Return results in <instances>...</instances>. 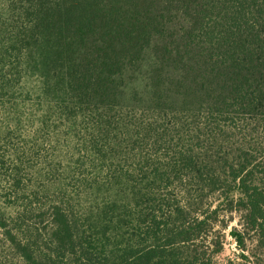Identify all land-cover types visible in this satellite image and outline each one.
I'll return each instance as SVG.
<instances>
[{
    "label": "trees",
    "instance_id": "1",
    "mask_svg": "<svg viewBox=\"0 0 264 264\" xmlns=\"http://www.w3.org/2000/svg\"><path fill=\"white\" fill-rule=\"evenodd\" d=\"M32 64L93 152L137 162L108 203L34 191L0 211L20 264H244L217 256L221 211L264 264V0H7L0 90Z\"/></svg>",
    "mask_w": 264,
    "mask_h": 264
},
{
    "label": "rangeland",
    "instance_id": "2",
    "mask_svg": "<svg viewBox=\"0 0 264 264\" xmlns=\"http://www.w3.org/2000/svg\"><path fill=\"white\" fill-rule=\"evenodd\" d=\"M6 2L0 0L3 17ZM19 71L20 80L0 90V211L7 216L15 214V202L25 203L34 191L42 201L74 197L81 208L119 198L121 186L117 185L123 183L115 175L126 173L128 168L135 170L137 160L132 159L135 156L128 153L125 146L116 157H102L93 152L87 140L88 117H74L72 108L59 103V91L46 90L35 64L24 65ZM132 178L139 179L136 175ZM13 187L20 191L13 194ZM178 197L183 200L181 194ZM208 201L215 206L219 200L210 195ZM224 213L221 211L224 218L220 223L227 225L216 224L211 229L223 240V248L217 256L222 262L232 258L247 264L240 258L241 249L230 233L233 227H241L239 213L228 212L222 216ZM45 237L48 236H44L43 241L47 240ZM253 247V242L247 239L245 252L250 253ZM0 264H20L1 230Z\"/></svg>",
    "mask_w": 264,
    "mask_h": 264
}]
</instances>
